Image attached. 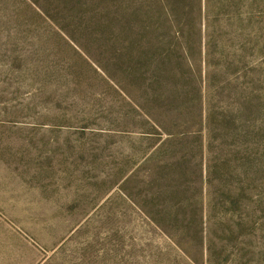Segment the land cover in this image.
Instances as JSON below:
<instances>
[{
  "label": "rangeland",
  "instance_id": "obj_1",
  "mask_svg": "<svg viewBox=\"0 0 264 264\" xmlns=\"http://www.w3.org/2000/svg\"><path fill=\"white\" fill-rule=\"evenodd\" d=\"M3 256L264 264V0H0Z\"/></svg>",
  "mask_w": 264,
  "mask_h": 264
},
{
  "label": "trees",
  "instance_id": "obj_2",
  "mask_svg": "<svg viewBox=\"0 0 264 264\" xmlns=\"http://www.w3.org/2000/svg\"><path fill=\"white\" fill-rule=\"evenodd\" d=\"M149 12L150 11H146L143 15H145L146 17H153V15L149 16ZM137 16V15H136ZM136 16L131 14V20L130 22L127 21V25L126 27L130 30L131 32V37L132 40L130 41V46L132 48V50L136 51V55L134 57H132L128 62H124L121 61V64H137L140 65V67L143 69L145 65L149 64L150 62H154L155 60H157L162 54V49H163V40H162V36L158 35V34H154L153 35L158 39V43H161L159 46H157V51L154 52L151 55H148L146 49L141 48V37L143 35V30L146 29V24H144V19H139L136 20ZM149 21H151V25L153 24L152 19H149ZM123 25L122 23H117L116 25V31H118L120 37L122 36V32L120 31V26ZM169 28H170V24H168ZM130 36L129 35H125V37H128L130 40ZM172 52H176L179 56H181V59H183L185 61V63L187 64V58L185 56V54L182 52L181 50V46L177 45L173 50H171L170 53ZM112 58L104 60L102 62L110 64L112 62Z\"/></svg>",
  "mask_w": 264,
  "mask_h": 264
},
{
  "label": "crops",
  "instance_id": "obj_3",
  "mask_svg": "<svg viewBox=\"0 0 264 264\" xmlns=\"http://www.w3.org/2000/svg\"><path fill=\"white\" fill-rule=\"evenodd\" d=\"M2 259L5 262V264H14L15 262L13 256H8V257L3 256Z\"/></svg>",
  "mask_w": 264,
  "mask_h": 264
}]
</instances>
